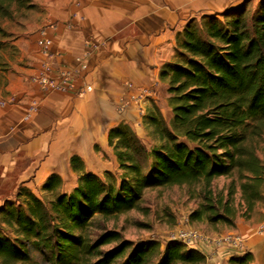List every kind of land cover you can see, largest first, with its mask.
<instances>
[{
	"label": "trees",
	"instance_id": "16d2710c",
	"mask_svg": "<svg viewBox=\"0 0 264 264\" xmlns=\"http://www.w3.org/2000/svg\"><path fill=\"white\" fill-rule=\"evenodd\" d=\"M32 5L0 0V70L7 66L5 51L13 48L3 22ZM249 5L246 0L221 14L193 18L177 35L174 58L160 71L170 122L155 104L146 109L142 122L150 146L128 123L108 130L118 177L87 171L82 158L72 155L77 182L70 190L55 172L40 195L18 188L13 201L0 207L1 264H36L32 250L48 264H205L202 253L179 240L164 246L155 239L134 242L119 230L95 227L97 218L139 209L150 188L202 183V202L191 220L234 228L237 216L250 218L264 198V164L251 146L264 133V0ZM220 177L232 179L226 194L212 188ZM228 264H254V258L246 251Z\"/></svg>",
	"mask_w": 264,
	"mask_h": 264
},
{
	"label": "crops",
	"instance_id": "0c3cea01",
	"mask_svg": "<svg viewBox=\"0 0 264 264\" xmlns=\"http://www.w3.org/2000/svg\"><path fill=\"white\" fill-rule=\"evenodd\" d=\"M244 1L79 0L77 6L74 0H33L37 16L21 24L13 48L4 54L7 66L0 70V100L8 101L0 104V207L20 186L37 192L52 173L62 178L71 173L72 155L86 165L95 152L108 153L110 128L120 123L135 127L148 105L158 104L161 90L167 89L161 68L173 60L177 35L187 22ZM42 30L51 50L59 53L54 65L74 72L76 91L50 90L35 81L44 59ZM33 103L36 111L24 121ZM140 104H145L141 115ZM200 234L198 251L205 264H228L246 251L254 264H264V221L237 220L226 233Z\"/></svg>",
	"mask_w": 264,
	"mask_h": 264
},
{
	"label": "rangeland",
	"instance_id": "374dc122",
	"mask_svg": "<svg viewBox=\"0 0 264 264\" xmlns=\"http://www.w3.org/2000/svg\"><path fill=\"white\" fill-rule=\"evenodd\" d=\"M33 0H31V3ZM256 0H250V7L255 8ZM37 16V9L32 5L31 9H22L16 12L12 19L5 20L3 26L12 34L11 42L21 30V24L27 21H33ZM11 48H8L10 52ZM149 96L148 92L145 93ZM155 104V103H153ZM152 104H149L150 107ZM160 110L164 121L168 124L172 118V111L168 104V93L166 90H161L158 99V104H155ZM145 104H140L138 114L141 115ZM146 113V112H145ZM144 116V115H142ZM143 120V118H142ZM139 138L147 146L152 144L150 130L147 129L143 122L139 125L132 126ZM251 146L257 156L264 164V133L261 136L251 140ZM108 153L103 150L95 152L96 157L86 164V170L91 171L100 177L104 178L106 172L113 173L117 177L121 171L118 168V163L111 149ZM110 154V155H109ZM236 178V177H235ZM231 178L220 177L213 181L212 188L215 191H223L227 193V187L230 184ZM63 189L68 191L75 186L77 176L72 171L63 177ZM203 184L199 183L194 186H173V187H157L145 190L142 195V200L139 209L130 210L126 213L108 218H97L95 227H105L107 229L119 230L124 238L134 242L141 240L155 239L162 246L169 240H174L177 233L183 229H196L205 234H223L232 227L223 223H210L207 220H191L190 214L195 211L202 202ZM264 192V188H263ZM40 195V190L34 192ZM42 195V194H41ZM240 193L237 189L236 203L239 202ZM13 201V199L11 200ZM243 209L239 212V214ZM237 220L245 222L250 221L260 223L264 221V198L260 200L251 214L250 218L237 216ZM235 221V222H236ZM31 255L36 261V264H48L45 261V256L37 251L32 250ZM1 264V263H0Z\"/></svg>",
	"mask_w": 264,
	"mask_h": 264
},
{
	"label": "built area",
	"instance_id": "2783aa9c",
	"mask_svg": "<svg viewBox=\"0 0 264 264\" xmlns=\"http://www.w3.org/2000/svg\"><path fill=\"white\" fill-rule=\"evenodd\" d=\"M77 6L80 5L79 0H74ZM39 40V51L44 57L40 63V69L35 75V81L43 88L55 90V91H76L75 86V74L66 67H56L53 63V60L56 55L59 56V53L56 54L51 50V41L46 37L44 30L40 33ZM76 61L82 65L86 63L85 58H77ZM146 93V92H145ZM143 95V94H142ZM8 101L0 100L1 105L7 104ZM36 111V104L33 103L29 106L27 111L23 116L24 121L31 119L32 114ZM201 234L198 230L188 228L180 230L174 240H179L183 242L187 247L193 248L198 251L199 239ZM231 239V238H230ZM236 246L243 248L242 240L238 237L234 238Z\"/></svg>",
	"mask_w": 264,
	"mask_h": 264
}]
</instances>
